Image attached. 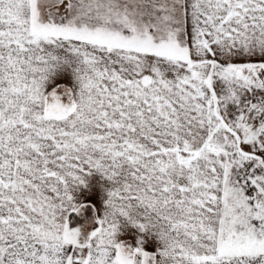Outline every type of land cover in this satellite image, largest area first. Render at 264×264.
Wrapping results in <instances>:
<instances>
[{
    "label": "snow or ice",
    "instance_id": "obj_1",
    "mask_svg": "<svg viewBox=\"0 0 264 264\" xmlns=\"http://www.w3.org/2000/svg\"><path fill=\"white\" fill-rule=\"evenodd\" d=\"M0 264H264V0H0Z\"/></svg>",
    "mask_w": 264,
    "mask_h": 264
}]
</instances>
